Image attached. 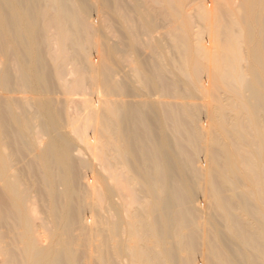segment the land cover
<instances>
[{"label": "bare ground", "instance_id": "1", "mask_svg": "<svg viewBox=\"0 0 264 264\" xmlns=\"http://www.w3.org/2000/svg\"><path fill=\"white\" fill-rule=\"evenodd\" d=\"M194 1L0 0V264H264V0Z\"/></svg>", "mask_w": 264, "mask_h": 264}, {"label": "rangeland", "instance_id": "2", "mask_svg": "<svg viewBox=\"0 0 264 264\" xmlns=\"http://www.w3.org/2000/svg\"><path fill=\"white\" fill-rule=\"evenodd\" d=\"M93 1H94V0H93ZM129 1H132V0H129ZM188 1H190V2H188ZM232 1H234V0H232ZM235 1H236V0H235ZM187 2H188L189 4H188ZM193 2H195V1H194V0H186V4H187V5H186L185 7H186L187 9H189V10H187L188 12H191V11H192V10L190 11V8L192 9V8L194 7V3H193ZM191 3H192V4H191ZM191 5H192V6H191ZM190 6H191V7H190ZM188 7H189V8H188ZM98 11H99V10H97V9H96V10H92V11L90 12V14L93 16V18H95V19L97 20V22L99 21L98 24H101V23L105 22L106 19H105V16H104L103 12H102V11L98 12ZM99 14H100V15H99ZM102 15H103V16H102ZM97 16H98V17H97ZM99 16H100V18H99ZM96 17H97V18H96ZM101 18H102V19H101ZM100 19H101V20H100ZM108 22H109V21H108ZM110 23H111V22H110ZM197 28H198V27H197ZM197 28L195 27L194 29L197 30ZM160 30H161V29H160ZM155 33H156V32H155ZM110 34H111V33H110ZM112 34H113V33H112ZM112 34H111V36H112V37H111V38H112V41H116V40H117V39H116V38H117V37H116V34H114V35H112ZM156 34L158 35L159 33H156ZM158 36H159V35H158ZM194 101H196V102H200V100H199V101H198V100H194ZM204 120H205V119H204ZM199 159L202 161V160L204 159V158H203V155H201ZM199 194H200V196H201V193H199ZM199 194H198V195H199ZM198 195H196V198H197V199L199 198L198 201H202V200H203L202 196L199 197ZM199 259H200V258H199ZM199 259H198V260H199Z\"/></svg>", "mask_w": 264, "mask_h": 264}]
</instances>
